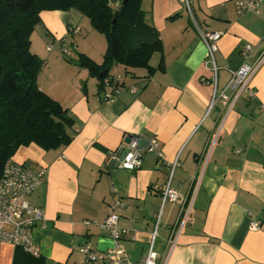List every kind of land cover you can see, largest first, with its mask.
<instances>
[{
	"label": "crops",
	"instance_id": "crops-1",
	"mask_svg": "<svg viewBox=\"0 0 264 264\" xmlns=\"http://www.w3.org/2000/svg\"><path fill=\"white\" fill-rule=\"evenodd\" d=\"M234 2L142 0L143 20L162 42L163 69L149 74L114 64L109 74L120 76L122 90L109 100L100 98L102 88L86 68L66 61L53 46L46 49L62 46L85 27L88 38L98 42L96 52H85L101 62L104 42L88 20L73 8L39 13L30 36L32 45L40 30L32 50L43 60L36 82L74 119L69 144L47 151L31 143L11 157L46 166L44 181L27 198L45 217L44 227L33 229L44 264H81L85 256L79 248L86 244L93 251L113 248L100 225L117 198L123 201L117 225L135 234L120 240L127 264H145L152 236V264H264V62L250 81L255 97L240 96L230 109L219 100L207 107L213 72L204 60L201 33H223L213 54L217 92L243 63L246 43L256 48L250 62L262 49L263 20L238 14ZM158 57H150L152 66ZM140 132L156 136L161 159L148 152L138 170L110 166L109 151ZM169 177L181 202L160 198ZM13 253L12 245L0 242V264H11Z\"/></svg>",
	"mask_w": 264,
	"mask_h": 264
},
{
	"label": "trees",
	"instance_id": "trees-1",
	"mask_svg": "<svg viewBox=\"0 0 264 264\" xmlns=\"http://www.w3.org/2000/svg\"><path fill=\"white\" fill-rule=\"evenodd\" d=\"M142 0H126L114 7L110 0H0V174L4 163L20 146L33 143L44 150L71 142L74 119L59 101L38 88L43 60L29 50L30 36L42 10H78L93 30L104 35L101 62L79 53L76 64L96 77L98 87L114 64L163 69L161 39L143 20ZM174 15H177L174 14ZM116 17L115 23L112 19ZM159 54L156 66L150 57ZM106 71L103 77L100 72ZM110 166L111 163H109ZM11 264H44L45 259L15 246Z\"/></svg>",
	"mask_w": 264,
	"mask_h": 264
},
{
	"label": "built area",
	"instance_id": "built-area-1",
	"mask_svg": "<svg viewBox=\"0 0 264 264\" xmlns=\"http://www.w3.org/2000/svg\"><path fill=\"white\" fill-rule=\"evenodd\" d=\"M236 12L243 14L245 12L253 13L260 17L264 22V0H235ZM187 5V4H186ZM221 31L205 30L201 33L202 43L205 44V63L210 66L213 76L210 82L214 86L212 97L209 102L208 109H211L217 100L221 101L228 109L232 107L235 101L243 95L253 97L254 89L250 85L251 78L257 69L264 62V32L260 39L257 57L250 62V58L256 52V48L246 43L241 51L243 63L236 70L231 71V76L228 79L224 89L217 92L216 85V65L214 60V53L217 49V42L222 36ZM51 45L46 49L50 50ZM257 49V50H259ZM102 98L109 100L112 96L118 94L122 90V85L119 75L107 76L103 80ZM131 92L136 91V86L129 87ZM160 142L153 134L136 133L130 137L128 142L122 141L118 147L111 149L108 153V162L112 166L121 167L130 171L138 170L141 165L142 155L144 153H154L158 159H161L162 152ZM237 151V150H236ZM175 163H173V166ZM0 174V242H5L13 247L19 246L24 251L34 256H40V247L33 237V229L41 224L44 227L45 217L40 207L28 203V196L38 188L44 181L46 176V166L37 165L30 166L22 162H18L9 158L2 165ZM171 177L168 178L167 183L161 192L162 202L172 201L181 202L182 197L178 192L171 187ZM123 206V201L119 198L113 200L109 205L107 215L101 223V228L108 231L114 241V247L103 251H93L89 244L82 245L79 252L85 256L81 264H95L99 261H106L107 264H127V259L120 245V240L123 238L134 239L135 234L131 232L130 228L121 227L118 224V213L116 212ZM189 211L187 210L181 221L184 224L188 218ZM89 224L90 222L85 221ZM252 229H257L259 223L252 221L250 223ZM153 240L151 238L150 246L145 264H152L155 252L153 251Z\"/></svg>",
	"mask_w": 264,
	"mask_h": 264
},
{
	"label": "rangeland",
	"instance_id": "rangeland-1",
	"mask_svg": "<svg viewBox=\"0 0 264 264\" xmlns=\"http://www.w3.org/2000/svg\"><path fill=\"white\" fill-rule=\"evenodd\" d=\"M39 33H40V30L38 29L37 30V34H35L33 37V44L31 45V48L29 50H33L35 49L39 42V40L37 41V39H39ZM97 35H99L101 37V41L104 42V45L102 46V49H103V53H102V56L105 52V49H106V40H105V37L103 34L97 32ZM89 33L87 32L86 28L85 27H82V29H80L79 31H75L73 34H71L73 36V39L72 36H70V39L69 40H65L63 43H62V46L58 45V44H53L51 46H53L52 50L56 53H58V55L60 57H63L64 59H66V61H70V63H76L78 60V55L79 53H84L85 55H87L89 57V55L86 53H93V52H96V50H98V42L95 41L92 37H89L88 38V35ZM87 37L85 40L84 37ZM30 40H31V37H30ZM63 49V50H62ZM67 50L68 54L65 53L63 54L65 51ZM86 51V52H85ZM63 52V53H62ZM98 52V51H97ZM98 53H96L97 55ZM101 56V57H102ZM90 58V57H89ZM112 69H110L108 72H111ZM243 97H240L239 100H242Z\"/></svg>",
	"mask_w": 264,
	"mask_h": 264
},
{
	"label": "water",
	"instance_id": "water-1",
	"mask_svg": "<svg viewBox=\"0 0 264 264\" xmlns=\"http://www.w3.org/2000/svg\"><path fill=\"white\" fill-rule=\"evenodd\" d=\"M125 2H126V0H122V4H124ZM114 20H116V17H114V18L111 20L112 23H115ZM105 73H106V71L103 70L102 72H100V76L103 77V76L105 75ZM129 140H130V135H129V136H126V137L124 138V141H125V142H128Z\"/></svg>",
	"mask_w": 264,
	"mask_h": 264
},
{
	"label": "bare ground",
	"instance_id": "bare-ground-1",
	"mask_svg": "<svg viewBox=\"0 0 264 264\" xmlns=\"http://www.w3.org/2000/svg\"><path fill=\"white\" fill-rule=\"evenodd\" d=\"M96 62V61H95ZM255 90V89H254ZM254 97H255V95H254ZM253 99V98H252ZM250 101V100H249Z\"/></svg>",
	"mask_w": 264,
	"mask_h": 264
}]
</instances>
